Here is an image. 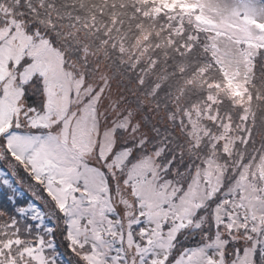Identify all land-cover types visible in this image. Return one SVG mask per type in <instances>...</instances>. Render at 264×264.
I'll return each instance as SVG.
<instances>
[{"label":"rangeland","instance_id":"1","mask_svg":"<svg viewBox=\"0 0 264 264\" xmlns=\"http://www.w3.org/2000/svg\"><path fill=\"white\" fill-rule=\"evenodd\" d=\"M157 3L171 11H164L163 24L168 22L180 28L182 20H186L198 28L208 29L209 55L233 81L236 90L246 88L245 84L256 73L257 64L264 65V51L259 49L264 46V0H158ZM7 4L6 0H0V47L22 52L38 66L37 83L42 85L43 98L50 105V122L58 125L56 134L66 140L82 165L100 173L103 187L111 186L110 208L115 217L126 221L142 206L145 211L152 208L157 213L169 214L188 208L192 219L189 226L197 227L217 206L238 210L242 217L252 209L240 207L241 204L264 208V107L255 104L257 97L253 100L246 91L240 111L223 113L225 125L220 130L203 122L211 119L222 124L219 112H210L209 102L206 107L191 102V110H186V126L181 129L187 135L181 137L177 133L181 124L173 125V113L164 110L163 99L167 95L158 90L164 76L155 74L145 85L129 86L123 74L112 75L107 64L89 50L84 51L93 64L85 70L84 66L66 58L67 48L53 46L49 36L41 31L36 34ZM176 4L179 8L174 10ZM159 7L150 8H153L150 11L153 18L142 24L143 33L152 28L153 19H157L153 14L159 12ZM67 24L53 26V37L57 36L60 41L72 40L74 30ZM143 37L141 34L138 39ZM150 52L141 50L140 57L147 59ZM261 54L258 61L257 56ZM148 59L155 61L156 69L164 68L163 62L156 58ZM223 92L227 91L223 89ZM206 94L211 102L217 101L216 92L206 90ZM218 135L220 142L226 140L223 149L218 148L220 144L212 146L217 139L212 138ZM203 143H207L205 150ZM194 145L198 151L191 148ZM225 150L228 153L223 157ZM21 177L27 181L23 173ZM17 186L29 194L27 183ZM3 197L11 200L12 194L5 190ZM260 214L256 212L257 216ZM208 227L207 223L203 224L205 232ZM244 227L251 228V225L245 223L233 228L231 238L247 250L250 260L255 236L244 232ZM256 227H260L259 222ZM186 235L187 243L195 244L202 240L204 233ZM36 239V230L29 220L0 202V249L3 251L0 264H35L33 252L36 257L44 256L55 264H75L59 230L55 255L46 248L41 251L38 242L33 249ZM115 247H121L119 235ZM103 252L106 257L112 255L107 246ZM120 255L122 264H139L136 246H129L127 241ZM159 258L149 253V264L151 259Z\"/></svg>","mask_w":264,"mask_h":264},{"label":"snow or ice","instance_id":"2","mask_svg":"<svg viewBox=\"0 0 264 264\" xmlns=\"http://www.w3.org/2000/svg\"><path fill=\"white\" fill-rule=\"evenodd\" d=\"M37 68L22 52L0 47V202L17 210L35 228L33 249L38 242L41 251L46 248L55 255L59 230L75 264H122L120 253L125 241L136 246L139 264H149V253L160 257L151 259L150 264L264 262V239H260L264 236V208L251 204L240 205L252 209L243 217L238 210L217 206L197 227L189 226L192 219L188 208L169 214L152 208L145 211L142 206L126 221L115 217L110 208L111 186L103 187L100 173L82 165L66 140L56 134L58 125L50 122V105L37 83ZM18 183H27L29 194ZM5 190L11 192V200L3 197ZM204 223L209 225L206 232ZM245 223L251 228L244 227L243 231L255 236L250 260L247 250L231 238L233 228ZM189 232H203L204 236L200 242L189 244ZM117 235L121 247H115ZM105 246L112 252L110 257L103 252ZM33 258L35 264H55L44 256L36 257L35 252Z\"/></svg>","mask_w":264,"mask_h":264},{"label":"trees","instance_id":"3","mask_svg":"<svg viewBox=\"0 0 264 264\" xmlns=\"http://www.w3.org/2000/svg\"><path fill=\"white\" fill-rule=\"evenodd\" d=\"M155 1L6 0L11 11L14 14L18 13L16 17L21 21L23 19L27 21L28 27L36 34L41 31L42 34L48 35V40L53 46L67 48L66 58L79 66H84L85 70L91 69L93 64L87 51H84L89 50L107 64L112 75L114 72L123 74L129 86L132 84L145 85L150 77H155V74L158 77L164 76V83L159 85L158 90L167 95L166 99H163L165 101L164 110L173 113V125L181 124L180 129L177 127L179 129L177 133L181 137L185 135L184 138H186L187 135L181 129L186 126L184 123L186 110H191L189 108L191 102H197L201 107H206L209 102L210 112H219L222 124L211 119L203 121L215 130H220L221 126L225 125L223 113L240 111L246 99V91L251 94L253 100L256 99L255 104L264 107V65L257 64L256 73L245 84L244 90L231 95L224 93V96L219 91L222 85L230 82L229 77L210 58L205 62L207 53L200 39L194 40L189 52H182L185 45H182V41L170 31L173 29L162 23L161 11L153 14L157 16V19H153L152 28L143 33L141 26L153 18L150 13L153 8H150L154 7ZM65 23H68L67 27L73 28L74 35L72 40L60 41L57 36L53 37V26ZM182 24L185 26L184 40L188 43L190 41L188 33L192 35V32L189 31L188 22ZM141 34H144V37L138 39ZM144 49L151 50L148 58H154V60L156 58L159 62H163L164 68L156 69L155 61L150 62L148 58L142 59L140 51ZM203 62H205L204 68L200 66ZM206 90L216 92L217 101L211 102L207 94L205 95ZM214 138L217 139L212 146L215 148L217 144H220L218 148L223 149L222 146L226 140L220 142L219 135L214 136L212 140ZM185 144L188 146V143ZM202 146L205 150L207 143H203ZM191 148L198 151L195 145ZM227 153L225 150L221 155L226 157ZM0 253H3L2 249Z\"/></svg>","mask_w":264,"mask_h":264}]
</instances>
